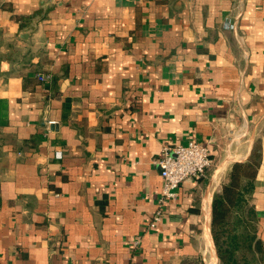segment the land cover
Returning <instances> with one entry per match:
<instances>
[{"label": "crops", "instance_id": "1", "mask_svg": "<svg viewBox=\"0 0 264 264\" xmlns=\"http://www.w3.org/2000/svg\"><path fill=\"white\" fill-rule=\"evenodd\" d=\"M188 141L213 162L159 205ZM255 148L264 264V0H0V264H221L212 198Z\"/></svg>", "mask_w": 264, "mask_h": 264}, {"label": "trees", "instance_id": "2", "mask_svg": "<svg viewBox=\"0 0 264 264\" xmlns=\"http://www.w3.org/2000/svg\"><path fill=\"white\" fill-rule=\"evenodd\" d=\"M260 155L253 149L245 161L230 167V181L213 195L210 229L221 264H257L261 242L256 237L255 213L249 202ZM186 264H200L198 260Z\"/></svg>", "mask_w": 264, "mask_h": 264}, {"label": "built area", "instance_id": "3", "mask_svg": "<svg viewBox=\"0 0 264 264\" xmlns=\"http://www.w3.org/2000/svg\"><path fill=\"white\" fill-rule=\"evenodd\" d=\"M38 79L46 80L49 75L38 74ZM57 156H60L57 153ZM213 159L207 145L195 141L185 144H165L156 163L162 177L159 205L175 199L177 187L186 180L201 178L211 166ZM159 211L155 215L158 218Z\"/></svg>", "mask_w": 264, "mask_h": 264}, {"label": "bare ground", "instance_id": "4", "mask_svg": "<svg viewBox=\"0 0 264 264\" xmlns=\"http://www.w3.org/2000/svg\"><path fill=\"white\" fill-rule=\"evenodd\" d=\"M213 255V254H212ZM214 256V255H213ZM215 259V258H214Z\"/></svg>", "mask_w": 264, "mask_h": 264}]
</instances>
